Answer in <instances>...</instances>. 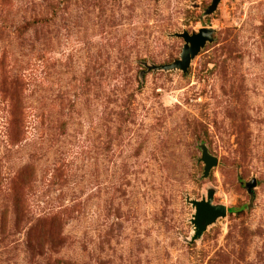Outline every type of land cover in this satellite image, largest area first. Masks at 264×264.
<instances>
[{"label": "rangeland", "instance_id": "374dc122", "mask_svg": "<svg viewBox=\"0 0 264 264\" xmlns=\"http://www.w3.org/2000/svg\"><path fill=\"white\" fill-rule=\"evenodd\" d=\"M212 1L0 0V264H264V0Z\"/></svg>", "mask_w": 264, "mask_h": 264}, {"label": "water", "instance_id": "95a60500", "mask_svg": "<svg viewBox=\"0 0 264 264\" xmlns=\"http://www.w3.org/2000/svg\"><path fill=\"white\" fill-rule=\"evenodd\" d=\"M219 0H213L211 9H214ZM213 29L211 27H202L197 32H182L175 35L182 38L184 44L181 48L179 58L166 64L154 66L155 69L167 70V69H180L185 72L190 64L191 58L197 54L200 47L203 46L206 41L212 40ZM201 161L204 162V175H207L210 168L217 164V159L211 156L206 148L202 147ZM256 184L255 179L245 184L247 191L251 192L252 186ZM190 203L195 208L193 217V225L195 236H200L206 229V226L215 221L218 217L225 216L227 209L223 204H213V193L210 191L206 198L201 200H190Z\"/></svg>", "mask_w": 264, "mask_h": 264}]
</instances>
